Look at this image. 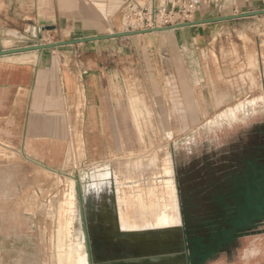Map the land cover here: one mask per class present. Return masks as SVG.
Masks as SVG:
<instances>
[{"label":"rangeland","instance_id":"374dc122","mask_svg":"<svg viewBox=\"0 0 264 264\" xmlns=\"http://www.w3.org/2000/svg\"><path fill=\"white\" fill-rule=\"evenodd\" d=\"M250 32L235 29L226 35L232 69L239 75L231 85L228 107L213 115L180 114V100L142 99L127 74L112 89L113 100L103 109L98 131H84L77 110L76 126L64 142L36 149L45 168L0 147V264H79L84 254L73 252L83 247L87 257L84 221L91 260L99 264L103 259L99 254H109L108 239L98 234L96 192L91 184L97 172L106 170L112 173L114 191L116 187L122 199L130 201V217L140 226L141 218L155 210L175 216V195L183 225L214 220L219 227V220H226L216 213L210 194H227L230 219L251 215L255 209L238 208L245 200L237 201V190L230 186L233 176L241 178L246 172L244 157L254 153L260 137L264 139V36L256 49ZM50 34L41 31L35 37L44 42L62 38L50 39ZM239 41L245 50L242 54ZM101 182L106 181L95 184L109 186ZM254 230L253 234L264 233V222ZM203 231L199 228L195 233L200 236ZM242 244L239 240L231 249L238 246L239 252ZM183 245L187 248L184 236ZM188 258L189 253L187 264Z\"/></svg>","mask_w":264,"mask_h":264},{"label":"crops","instance_id":"0c3cea01","mask_svg":"<svg viewBox=\"0 0 264 264\" xmlns=\"http://www.w3.org/2000/svg\"><path fill=\"white\" fill-rule=\"evenodd\" d=\"M149 1L0 0V50L122 33L126 6ZM157 1L176 6L179 0ZM196 1L201 6L193 21L264 9V0ZM46 27L54 30H43ZM235 29L251 31L258 49L264 15L0 56V147L42 166L45 161L36 149L64 142L78 112L84 131L99 130L103 109L113 100L112 89L127 74L142 99L180 100V114L203 117L225 109L239 75L232 69L226 41ZM41 31L55 34L50 39L62 38L44 42L35 37ZM23 42L26 45H19ZM238 45L242 54L244 46L240 41ZM239 240L240 251L238 246L232 250L237 264H264V233Z\"/></svg>","mask_w":264,"mask_h":264},{"label":"bare ground","instance_id":"6f19581e","mask_svg":"<svg viewBox=\"0 0 264 264\" xmlns=\"http://www.w3.org/2000/svg\"><path fill=\"white\" fill-rule=\"evenodd\" d=\"M93 181L94 183L91 186L95 187L94 191L96 192L94 213L97 220L96 226L99 230L98 234L108 239L105 241V245L107 244L105 248L109 254H99L100 258L108 259L112 256L142 254L145 255L144 258H148L146 260L148 262L133 261L131 264H183L179 257H174L168 262L155 259H161L165 255H178L177 253L181 251V246L178 244L180 241L179 227L181 218L176 195V207L174 210L177 208V214L175 216L172 213L155 210L149 217L143 216L141 218L144 222L140 226L130 217V201H124L116 187L114 191V179L111 171L97 172V176L94 177ZM96 181H106L101 183H108L109 186L106 187V185L101 183H99L101 185H96ZM152 208H155V206ZM153 232L155 234H152ZM119 233L127 235L122 236ZM75 249L74 254H84V256L79 257V264H88L87 257L82 252L83 247L77 246ZM84 259H86V262ZM57 260L59 261L58 256Z\"/></svg>","mask_w":264,"mask_h":264},{"label":"flooded vegetation","instance_id":"af4514ba","mask_svg":"<svg viewBox=\"0 0 264 264\" xmlns=\"http://www.w3.org/2000/svg\"><path fill=\"white\" fill-rule=\"evenodd\" d=\"M259 140L260 142L252 149L254 153L244 157L242 163L245 164L246 172L241 178L233 176L234 182L230 185L237 190V201L241 197L245 200L246 204L237 205L238 208L248 205L255 209H252L255 213L244 217L242 220H237L238 215L230 219L232 210L225 208L227 194H210V202L216 206V213L222 218L226 216V220H219L222 223L219 227L213 225L214 220L209 221L211 223L202 221L192 225H183L181 221V225L184 227L183 236L189 253V264H218L219 262L223 264V262L231 263L232 261L237 264V254L233 253L231 248L239 239L256 231L254 229H257L264 222V215L260 214L262 204L259 200L260 193L264 191V143L262 144L261 141L264 139L260 137ZM228 218L229 220H227ZM209 224L213 225L212 228H208ZM199 228H202L204 233L197 236L195 232Z\"/></svg>","mask_w":264,"mask_h":264},{"label":"water","instance_id":"95a60500","mask_svg":"<svg viewBox=\"0 0 264 264\" xmlns=\"http://www.w3.org/2000/svg\"><path fill=\"white\" fill-rule=\"evenodd\" d=\"M264 15V9L263 10H257V11H249L244 12L238 15H231V16H225V17H219L214 19H206L201 21H191L187 23H179L173 26L163 27V28H155V29H149V30H142V31H128V32H122V33H115L112 35H103V36H96V37H90V38H80L75 39L71 41H64V42H58V43H48V44H39V45H31L26 47H20V48H14V49H7V50H0V56H6V55H12V54H19V53H26V52H33V51H42L45 49H52L60 46H66V45H74L79 43H88V42H94V41H100V40H108V39H115V38H123V37H130V36H136L141 34H147V33H153V32H166V31H172L180 28H186V27H192L196 25L201 24H209V23H215V22H221V21H228V20H236V19H242V18H250V17H256ZM43 30H54V27H46ZM83 208V206H81ZM84 229H85V239H86V247H87V257H88V264H94V262L91 260V248L89 245V236L86 231V224L84 221ZM155 232V231H154ZM152 234H155V233ZM183 233H184V227L180 225L179 227V234H180V241L178 244L181 246L180 253H177L178 255H165L161 259L156 260H164V262H168L169 260H172L174 257L181 258V261L183 264H187L186 260L188 257V250L183 245ZM119 235L125 236L127 234L125 233H119ZM145 255L142 254H135V255H123L120 257L112 256L108 259H101L99 264H131L133 261L136 262H148L146 261L148 258H144ZM148 257V256H146ZM152 259V258H151ZM150 260V258H149Z\"/></svg>","mask_w":264,"mask_h":264},{"label":"built area","instance_id":"2783aa9c","mask_svg":"<svg viewBox=\"0 0 264 264\" xmlns=\"http://www.w3.org/2000/svg\"><path fill=\"white\" fill-rule=\"evenodd\" d=\"M149 2L130 4L124 10V32L142 31L173 26L191 22L193 13L201 6L196 0H179L175 2Z\"/></svg>","mask_w":264,"mask_h":264},{"label":"trees","instance_id":"16d2710c","mask_svg":"<svg viewBox=\"0 0 264 264\" xmlns=\"http://www.w3.org/2000/svg\"><path fill=\"white\" fill-rule=\"evenodd\" d=\"M259 200H260V202H261V204H262V210H261V215H264V191L263 192H261L260 193V195H259ZM250 209H252L251 207H249ZM246 211V210H245ZM255 212L254 211H252V214H254ZM257 213V212H256ZM247 217V216H246Z\"/></svg>","mask_w":264,"mask_h":264}]
</instances>
